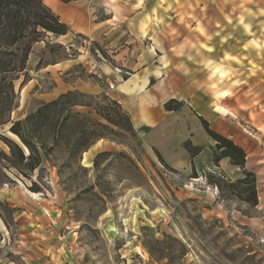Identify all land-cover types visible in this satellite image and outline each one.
<instances>
[{"label": "rangeland", "instance_id": "374dc122", "mask_svg": "<svg viewBox=\"0 0 264 264\" xmlns=\"http://www.w3.org/2000/svg\"><path fill=\"white\" fill-rule=\"evenodd\" d=\"M97 5L135 11L131 19L118 18L126 23L116 28L114 48L103 50L82 39L56 43L49 37L35 44L26 64L29 80L21 89L23 77L15 83L18 107L11 121L23 120L55 95L49 65L77 63L58 77L96 84L103 93L77 99L95 104L90 97L116 98V82L131 74L121 66L126 53L116 54L134 47L133 62L150 51L146 65L157 101L148 112L165 116L163 106L173 99L182 107L160 117L169 133L178 136L174 127L201 117L216 133L242 135L247 168L256 178L257 206L242 204L224 188L207 208L203 198L214 200L206 176L196 181L163 166L155 148L142 141L143 130L135 131V141L125 133L122 139L109 136L128 148L100 140L78 155L71 145L58 144L33 173L23 170L28 178L0 161V212L7 228L0 257L5 264H264V0ZM107 13L97 19L114 28ZM129 20L137 30L146 22L147 32L130 34ZM72 111L98 119L90 109ZM9 128L0 127V135L17 142ZM76 137L68 138L70 144ZM0 151L9 154L1 141ZM102 153L110 154L94 167Z\"/></svg>", "mask_w": 264, "mask_h": 264}, {"label": "trees", "instance_id": "16d2710c", "mask_svg": "<svg viewBox=\"0 0 264 264\" xmlns=\"http://www.w3.org/2000/svg\"><path fill=\"white\" fill-rule=\"evenodd\" d=\"M60 1L69 3L77 0ZM67 32L68 28L42 0H0V127L10 124L9 133L17 139V142H14L0 135V141L9 152L6 155L0 151V161H7L9 168L24 178H28L29 175L22 173L23 170L33 173L58 144L66 147L71 145V151L81 155L100 140L128 148L118 140L124 137L123 133L134 141L137 140L129 116L116 101L104 94L90 97L95 101V104H91L77 101L86 95L76 91L67 92L55 100L40 104L23 120L11 121V114L18 107L15 83L23 77L21 89L29 80L26 64L32 47L49 35L60 37L65 36ZM74 107L92 110L96 118L103 120L107 125L92 117L90 113H73ZM181 107L182 103L173 99L164 104V109L168 112H176ZM198 120L208 137L215 142L214 165L227 158L231 165L242 171V178L234 182L216 176H208L206 180L220 195L226 188L242 204L256 207V178L253 173L244 169L245 152L231 140L212 131L204 119L198 117ZM74 136H77L76 140L70 144L69 139ZM183 148L192 158L201 152V148L192 147L188 141L183 143ZM153 151L159 162L167 166L159 153ZM108 154L110 153L96 155L94 167L101 156ZM193 176L197 178L195 173Z\"/></svg>", "mask_w": 264, "mask_h": 264}, {"label": "crops", "instance_id": "0c3cea01", "mask_svg": "<svg viewBox=\"0 0 264 264\" xmlns=\"http://www.w3.org/2000/svg\"><path fill=\"white\" fill-rule=\"evenodd\" d=\"M42 1L44 5H46L58 17L59 21L68 28V32L65 36L54 37L49 35L50 41L54 40L56 43L65 42L66 44H70L77 39H82L99 46L103 50H107L109 48H114L113 44L116 43V37L114 36V34H117L116 28L126 23V21H122L121 23L119 19H131L134 16L135 11H132L131 9L124 11L119 10L117 12L107 11V9L103 7L104 5L102 7H97V3L104 2L109 6L111 5L112 7L115 2L119 5V3H125L127 1L137 2L147 0H114L113 2L110 0H77L71 1L69 3H62L60 0ZM101 12L105 14L106 12H109L107 13L108 17L110 18H108V22L115 21L116 25L114 28L108 26V24L106 23L98 21L97 17ZM128 23L132 27L131 31H129L130 34H132V32L138 34L146 33L148 30V25L146 22L144 25L138 27V30L135 28V21L129 20ZM129 47L131 46L129 45ZM133 50L132 47L125 48V50L120 51L118 54H116L117 51H115V58H118V56L122 53H126L127 58L123 59V65L121 66L127 71H131V74L125 80L116 82L114 88L116 98L113 99L129 116L134 130L136 132L142 130L144 131V136L142 139L144 144L146 146L155 148L154 150L160 152L163 162H165L167 166L173 168L174 170H177L184 178L195 179L193 178V175L195 173L197 177L195 179L196 181H200L202 176L224 177L231 182L241 179L242 171L238 167L231 165L229 159L223 158L216 165H214L213 153L215 151V142L210 137H208V135L202 129V126L197 118H195L196 121L190 120L189 123L183 121V123L180 124L179 128L174 127V131L176 132L177 130L179 133V135L176 136V134H172L171 132L169 133V127L164 126L165 124L160 121V117L163 118L167 115V113H169L164 109V106L162 112L163 114H165V116H162L161 113H158V115H156L148 112L149 107L152 106L155 101H157V96L153 91L155 85L150 84V80L153 79V72L146 65L147 62L152 60V53L150 51H145L139 59H137L136 57L133 62H131L129 58L131 54H133ZM76 64L77 63H69L68 60H64L48 66L50 68L47 69V72H49L53 78L56 77V80H54V82L56 83V91L55 95L52 96L50 101L55 100L62 94L73 91L88 95H98L100 93H103L102 91H100L96 84L88 82L89 80L83 79L72 82H64L61 78L58 77V73L66 71ZM110 72L112 71L110 70ZM92 74H97V72L95 71ZM112 76L113 75H111V77ZM109 98L112 99V97L110 96ZM214 114L221 116L223 113H221L220 111H214ZM224 114L226 115L228 113ZM11 115L13 116L14 112H12ZM218 133L223 137L231 140L235 145L243 148L242 135L232 132L220 133L218 131ZM187 141L191 143L192 147L201 148V152L193 158L190 157L187 151L183 148V143ZM164 142L168 143L167 147H165L166 143ZM103 144L113 145L112 143L107 142ZM160 145H162L163 148H160ZM170 145L172 148L169 147ZM244 169L250 172L247 168V161L244 165ZM185 188L188 189L190 187L188 185H185ZM211 191L212 194H210L214 202H207L206 199L204 200L203 198L204 204L208 206L207 208H211L212 204L215 203V195L218 194L217 189L212 186ZM215 206H217L219 210H222L219 204H216ZM212 209L213 211H215L214 208ZM222 212L223 214H226L223 210ZM234 213L236 214V218L239 219V216L242 218L238 211H234ZM218 215H220V218H224L222 214ZM251 222L252 221H249L248 224H252ZM6 234V223L2 217V213L0 212V241L5 239ZM1 253H3V251L0 245V254ZM0 264H5L1 257Z\"/></svg>", "mask_w": 264, "mask_h": 264}]
</instances>
